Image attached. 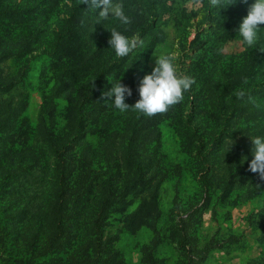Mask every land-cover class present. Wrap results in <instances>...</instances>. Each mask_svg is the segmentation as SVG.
I'll return each instance as SVG.
<instances>
[{"label": "rangeland", "instance_id": "rangeland-1", "mask_svg": "<svg viewBox=\"0 0 264 264\" xmlns=\"http://www.w3.org/2000/svg\"><path fill=\"white\" fill-rule=\"evenodd\" d=\"M81 1L0 0V75L16 82L12 93L3 97L24 106L10 139L15 142L14 150L23 155L40 147L41 113L53 111L56 134L70 120L72 104L66 95L57 93L61 96L52 98L59 77L70 74L72 65L53 58L50 45L61 23L71 19L69 11ZM118 2L124 5L130 25L111 18L98 24L102 9L87 8L84 12L83 29L95 36L91 42L84 41L91 54L97 47L103 51L100 58L88 54L85 82L95 74L92 71L97 70L99 62L101 68L109 69L111 82L100 94L98 107L88 108L97 116L83 131L86 136L81 144L95 153L105 142L110 149L102 156L113 159L121 151L129 123L138 117L139 144L146 148L141 157L146 184L128 198L131 203H127V213L137 209L144 199L150 201L154 193L160 213H153L149 220L157 232L150 227L128 231L122 223L124 215L112 214L105 228L106 238L113 241L107 256L117 251L115 264H145L146 251L153 252L157 264H264V181L249 171L254 158L250 138L264 137V30L255 48L241 46L238 37L239 25L255 0L248 4L237 0L222 13L211 8L209 0H202L199 6L190 0ZM113 28L128 38L138 36L143 46L127 57H117L109 44ZM222 46L226 51L219 54ZM155 51L179 53L180 71L195 79L182 103L166 114L148 118L131 109L121 113L112 102L114 97L111 101L102 98L112 84L121 81L131 88L132 96L126 98V103L134 107L136 97L140 99L141 81L156 66ZM248 64L245 78L237 83V72ZM237 90L246 93L243 99L236 97ZM249 96L255 103L249 102ZM192 131L195 136H191ZM199 140L212 151L206 160L209 172L196 151ZM71 155L77 162L80 147ZM100 171L97 164L86 169L83 166L81 172L89 175L86 184ZM103 171L111 172L109 168ZM126 175L124 170L118 174L120 184H111L106 174L101 182L106 181L105 187L114 185L108 191H123L128 183L123 184L124 179H129ZM2 176L0 173V182ZM11 183L0 190V264H52V256L43 250L48 234L41 233L39 219L32 214L34 208L27 213L29 201L35 205L37 190L20 193L15 177ZM93 184L98 190L99 185ZM84 249L82 246L76 252L84 255ZM74 255L67 264H74Z\"/></svg>", "mask_w": 264, "mask_h": 264}, {"label": "trees", "instance_id": "trees-1", "mask_svg": "<svg viewBox=\"0 0 264 264\" xmlns=\"http://www.w3.org/2000/svg\"><path fill=\"white\" fill-rule=\"evenodd\" d=\"M87 8L82 1L78 6L72 7L69 11L71 19L63 21L58 31L54 33L50 45L51 56L69 61L70 64L65 65L72 66L70 74L62 73L59 77L55 87L56 94L52 99L61 96L57 93L65 94L66 99L72 104V112L68 125L57 134L53 111L41 113L38 151L29 149L28 155H23L13 148L15 142L13 140L10 142V139L18 127L24 106L3 97L12 93L16 82L3 79L0 75V173L4 176L0 182V190L12 186L11 179L14 177L17 179L20 193L26 194L37 190L33 201L35 205H30L29 201L27 213H32L34 208L32 214L39 219L41 233L48 234V244L43 250L45 255L52 256L50 259L52 264H67L72 254H75L76 258L74 264H115L119 254L117 251H110L107 256L108 248L112 246L113 241L105 235L107 220L111 215L114 213L124 215L122 223L128 231L137 232L143 227H150L157 232L156 225L149 224V220L153 219V213H160L156 193L152 194L150 201L144 199L137 209L127 213L129 209L127 203H131L128 198L134 196V192L146 184L143 181L144 167L141 164V157L146 148L139 144L141 121L138 122V117L134 116L129 123L130 129L121 144L120 153L108 152L114 154L113 159H105L102 156L110 149L105 142L101 143V148L95 153L82 147L81 143L86 136L83 131L97 116L95 111H89L88 108L98 107L100 94L107 90L109 84L107 73L110 72L107 67L101 68L99 62L97 70L92 71L95 74L85 82L87 71L85 61L89 59L91 48L87 47L84 39L91 42L95 38L86 34L83 29L84 12ZM101 50L97 47L90 57L100 58L103 54ZM249 69V64L240 68L236 74L237 83L243 81ZM137 101L136 97L135 102ZM55 106L53 102L51 109L54 110ZM195 135L196 132L192 131L191 136ZM198 144L200 146L196 151L206 172H209L210 166L206 160L212 151L202 140H199ZM79 147L81 158L76 162L71 154ZM93 164H97L101 171L90 177L91 182L87 185L86 179L89 175L86 176L85 172L81 171L83 166L86 169ZM105 168H109L110 174L103 171ZM115 169L117 174L113 175ZM123 170L129 178L124 179L123 184L128 182L123 185L124 190L118 188L114 192L108 191L114 185L105 187L106 181L101 182L102 175H109L111 184L112 182L120 184L122 180L117 176ZM93 183L99 185L98 190ZM181 242L179 241L183 246ZM82 246L86 247V250H83L84 255L76 252ZM144 260L145 264H157L153 252L151 254L146 251Z\"/></svg>", "mask_w": 264, "mask_h": 264}, {"label": "clouds", "instance_id": "clouds-1", "mask_svg": "<svg viewBox=\"0 0 264 264\" xmlns=\"http://www.w3.org/2000/svg\"><path fill=\"white\" fill-rule=\"evenodd\" d=\"M190 2L199 6L202 0H190ZM240 2L248 4L249 0H240ZM236 3L237 0H209V6L221 13ZM82 4L88 5L90 10L102 9L98 12V24L110 18L119 21L122 25H130L132 22L124 11V5L118 0H82ZM261 26H264V0H255L249 7L247 16L239 25V44L247 48H255L262 39L261 33L264 27ZM110 33L109 44L119 58L127 57L137 47L143 46V41L138 36L128 38L116 28H113ZM225 51L223 46L218 49L219 54ZM154 56L156 66L152 73L146 75L141 81L138 89L140 99L134 107L126 103V98L132 96V90L121 81L112 84V89L105 92L102 98L111 101L114 97L112 102L121 113L131 109L148 118L166 114L171 108L182 103L185 93L189 92L196 83L195 79L180 71L177 63L179 53L161 54L155 51ZM235 95L238 99H243L246 93L243 90H237ZM249 102L255 103L251 96H249ZM250 139L254 145L251 150L254 158L249 165V171L258 174L259 179L264 181V137L256 136Z\"/></svg>", "mask_w": 264, "mask_h": 264}]
</instances>
